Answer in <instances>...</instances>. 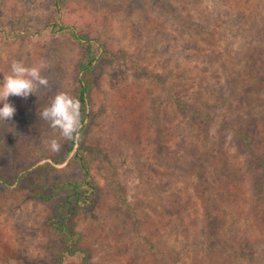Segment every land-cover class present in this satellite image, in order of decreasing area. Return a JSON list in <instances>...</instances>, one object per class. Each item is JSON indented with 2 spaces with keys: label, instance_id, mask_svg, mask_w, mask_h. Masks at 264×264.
<instances>
[{
  "label": "rangeland",
  "instance_id": "374dc122",
  "mask_svg": "<svg viewBox=\"0 0 264 264\" xmlns=\"http://www.w3.org/2000/svg\"><path fill=\"white\" fill-rule=\"evenodd\" d=\"M55 1L0 0V82L13 61L41 60L49 82L10 96L0 120V175L21 177L0 184V264L56 263L52 219L69 192L53 185L83 178L78 143L69 153L39 116L57 93L75 97L85 57L48 27L57 13L108 52L85 122L95 194L74 217L92 263L264 264V0ZM229 154L244 180L225 190Z\"/></svg>",
  "mask_w": 264,
  "mask_h": 264
},
{
  "label": "trees",
  "instance_id": "16d2710c",
  "mask_svg": "<svg viewBox=\"0 0 264 264\" xmlns=\"http://www.w3.org/2000/svg\"><path fill=\"white\" fill-rule=\"evenodd\" d=\"M66 0H56L54 5L61 11L64 10V3ZM61 13H57L52 22L48 25L52 32L56 34H69L73 41H76L81 45L84 50V59H82L76 85L74 96L79 99L81 104V126L79 129L80 136L78 139H73L68 141L67 151L69 153H73L76 149V144L78 143V148L75 151L74 158L77 160L78 164H80V168L82 170L83 178L81 180H71L63 185L57 184L56 191L67 190L69 192L68 196L61 202L59 206V212L53 217V233L55 235V252L57 254V260L54 264H66L72 260L75 261L76 264H93L90 258V254L82 243V239L80 233L76 231L75 228V210L78 208H84L93 202L95 187L93 185V181L91 179V172L89 170L87 161L85 160V150H84V140L87 135V127H85L86 119L90 118L91 107H92V98L91 92L93 88V76L94 69L97 63L107 54L108 52L100 43L97 41L95 37H93L88 31L83 30L80 27H72L71 23L66 18L58 19V16ZM66 15V14H65ZM67 16V15H66ZM4 31L0 29V32ZM4 35L6 36V40L10 41L17 38V33H14L13 36H8L9 32L5 31ZM185 103H182L184 106ZM186 105V104H185ZM193 111V110H192ZM237 135L244 140L246 146H250V141L244 136V133L238 132ZM252 148L250 147V150ZM229 154L228 156H230ZM258 166L264 169V159L257 158ZM239 163L236 160V157L230 156L227 161H225L224 166L230 170L234 177L229 180H224L223 184H225L226 189L229 188V185L235 181L233 185H240L244 180V174L242 170L238 167ZM226 170V169H225ZM236 180H232L235 179ZM21 177L17 172L11 173L10 175L3 176L0 175V184L4 187L11 186L12 183H19ZM222 184V186H223ZM54 194L48 195L47 198H52ZM263 195V193H261ZM264 198V195H263ZM76 208V209H75Z\"/></svg>",
  "mask_w": 264,
  "mask_h": 264
},
{
  "label": "clouds",
  "instance_id": "9594fccd",
  "mask_svg": "<svg viewBox=\"0 0 264 264\" xmlns=\"http://www.w3.org/2000/svg\"><path fill=\"white\" fill-rule=\"evenodd\" d=\"M47 62L41 60L38 65L25 66L21 61H13L10 74L4 76L0 82V120H10L16 109L8 102L10 96L27 98L34 95L39 87H47V78L41 75L47 68ZM81 104L79 99L67 92H59L51 99L48 106L39 112L40 119L48 122L49 127L59 130L60 136L65 140L78 139L81 127ZM52 152H59L61 144L57 139L47 142Z\"/></svg>",
  "mask_w": 264,
  "mask_h": 264
}]
</instances>
